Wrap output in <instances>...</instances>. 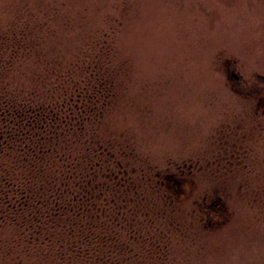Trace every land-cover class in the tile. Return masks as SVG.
<instances>
[{
    "label": "rangeland",
    "instance_id": "rangeland-1",
    "mask_svg": "<svg viewBox=\"0 0 264 264\" xmlns=\"http://www.w3.org/2000/svg\"><path fill=\"white\" fill-rule=\"evenodd\" d=\"M22 37L57 67L102 42L115 56L99 129L176 195L140 264H264V0H0V50Z\"/></svg>",
    "mask_w": 264,
    "mask_h": 264
},
{
    "label": "trees",
    "instance_id": "trees-1",
    "mask_svg": "<svg viewBox=\"0 0 264 264\" xmlns=\"http://www.w3.org/2000/svg\"><path fill=\"white\" fill-rule=\"evenodd\" d=\"M23 42L0 50V258L140 264L138 250L155 242L143 230L175 222L176 195L163 172L132 166L135 151L125 159L99 129L121 96L115 56L102 42L57 67ZM27 61L44 67L27 74Z\"/></svg>",
    "mask_w": 264,
    "mask_h": 264
}]
</instances>
